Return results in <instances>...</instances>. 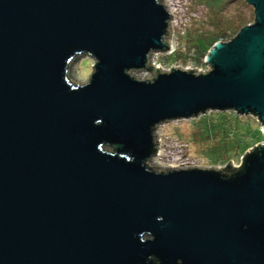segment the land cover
<instances>
[{
	"label": "water",
	"instance_id": "obj_1",
	"mask_svg": "<svg viewBox=\"0 0 264 264\" xmlns=\"http://www.w3.org/2000/svg\"><path fill=\"white\" fill-rule=\"evenodd\" d=\"M247 2L254 23L210 70L143 81L129 72L167 47L160 0H0V264H264V143L231 176L145 163L168 119L234 109L264 128V0ZM78 54L96 60L83 85Z\"/></svg>",
	"mask_w": 264,
	"mask_h": 264
},
{
	"label": "rangeland",
	"instance_id": "obj_2",
	"mask_svg": "<svg viewBox=\"0 0 264 264\" xmlns=\"http://www.w3.org/2000/svg\"><path fill=\"white\" fill-rule=\"evenodd\" d=\"M160 1L171 14L165 35L167 47L152 51L146 68L129 72L143 81L176 68L196 74L208 71L205 56L210 48L217 41L233 39L242 28L237 26L240 18L248 21L247 25L255 21L254 7L247 0ZM211 32L223 36L207 50L198 49L203 46L200 36ZM95 63L91 55H76L69 64V78L76 85L87 83ZM263 129L256 115L239 114L234 109H209L185 118L168 119L154 127L155 152L145 163L157 172L202 168L229 175L240 167L246 153L264 143Z\"/></svg>",
	"mask_w": 264,
	"mask_h": 264
},
{
	"label": "trees",
	"instance_id": "obj_3",
	"mask_svg": "<svg viewBox=\"0 0 264 264\" xmlns=\"http://www.w3.org/2000/svg\"><path fill=\"white\" fill-rule=\"evenodd\" d=\"M219 2L221 1V3H223L224 1H226V0H218ZM213 3H215V2H213ZM221 3L219 4V5H221ZM215 4H218V3H215ZM247 22L248 21H246L244 18H240L238 21H237V26H245V25H247ZM223 35H221V33H218V32H211V33H207V34H205V35H201L200 37L202 38V43H203V46H201V45H197L198 46V49H200V50H203V49H208L209 48V46L213 43V42H215V41H217L219 38H221ZM239 114H242L241 112H238ZM249 114H254V115H256L257 117H258V119L261 121V119H260V116L259 115H257V114H255L253 111L252 112H249ZM263 149H264V146H263ZM257 151H258V148L257 147H255L254 148V150L253 151H250V152H248V153H246L245 155H244V159L242 160V163H241V165H240V167L239 168H237V169H234V172L233 173H231V174H229V176H231V175H233V174H235V173H241L244 169H245V167H246V161H247V159L249 158V156H251V155H254L255 153H257ZM155 152V148L153 149V151H152V154ZM130 152H126L125 153V155L126 156H130ZM153 262L152 263H150V264H161V262L160 261H158L157 260V258H155V257H153L152 259H151Z\"/></svg>",
	"mask_w": 264,
	"mask_h": 264
},
{
	"label": "flooded vegetation",
	"instance_id": "obj_4",
	"mask_svg": "<svg viewBox=\"0 0 264 264\" xmlns=\"http://www.w3.org/2000/svg\"><path fill=\"white\" fill-rule=\"evenodd\" d=\"M253 150H254V149H253ZM253 150H252V151H253ZM157 260L160 261L159 259H157ZM160 262H161V261H160ZM179 263H181V262L179 261Z\"/></svg>",
	"mask_w": 264,
	"mask_h": 264
},
{
	"label": "built area",
	"instance_id": "obj_5",
	"mask_svg": "<svg viewBox=\"0 0 264 264\" xmlns=\"http://www.w3.org/2000/svg\"><path fill=\"white\" fill-rule=\"evenodd\" d=\"M209 70H210V68H209ZM206 72V71H205ZM264 130V129H263Z\"/></svg>",
	"mask_w": 264,
	"mask_h": 264
},
{
	"label": "bare ground",
	"instance_id": "obj_6",
	"mask_svg": "<svg viewBox=\"0 0 264 264\" xmlns=\"http://www.w3.org/2000/svg\"><path fill=\"white\" fill-rule=\"evenodd\" d=\"M167 8V7H166ZM168 10V9H167Z\"/></svg>",
	"mask_w": 264,
	"mask_h": 264
}]
</instances>
